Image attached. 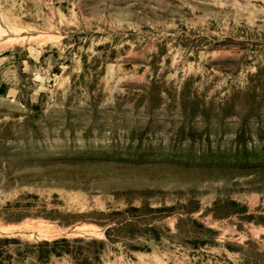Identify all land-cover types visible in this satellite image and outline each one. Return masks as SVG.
<instances>
[{
  "label": "rangeland",
  "instance_id": "374dc122",
  "mask_svg": "<svg viewBox=\"0 0 264 264\" xmlns=\"http://www.w3.org/2000/svg\"><path fill=\"white\" fill-rule=\"evenodd\" d=\"M107 220L102 264H264V0H0V239Z\"/></svg>",
  "mask_w": 264,
  "mask_h": 264
},
{
  "label": "trees",
  "instance_id": "16d2710c",
  "mask_svg": "<svg viewBox=\"0 0 264 264\" xmlns=\"http://www.w3.org/2000/svg\"><path fill=\"white\" fill-rule=\"evenodd\" d=\"M12 206L8 204V208L15 209V212H7L8 215L15 217L18 215L20 218L14 220L9 218L7 222H18L24 217H29V214L20 215L18 211H22V206L19 203ZM27 206V209H30ZM9 210V209H8ZM13 211V210H10ZM18 213V214H17ZM29 213V212H25ZM100 214V213H99ZM105 216L106 214L101 213ZM85 216V214L73 213H60L57 211L46 212V214H36L30 217H41L52 222H58L61 228L67 229L74 227L77 223L89 222L91 220H78ZM105 226L106 240H99L89 237H67L66 235L56 237L53 239H46L34 243L22 242L16 238L4 237L0 239V264H24L26 261L33 260L39 264H50L55 258H69L76 264H102L103 254L109 243L114 242V234L117 232V225L111 220H107ZM128 226H131V224Z\"/></svg>",
  "mask_w": 264,
  "mask_h": 264
}]
</instances>
